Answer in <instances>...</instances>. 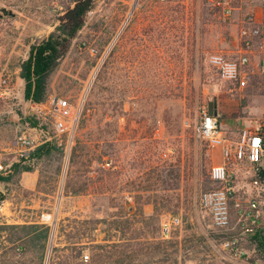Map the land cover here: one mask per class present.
<instances>
[{
  "label": "rangeland",
  "instance_id": "rangeland-1",
  "mask_svg": "<svg viewBox=\"0 0 264 264\" xmlns=\"http://www.w3.org/2000/svg\"><path fill=\"white\" fill-rule=\"evenodd\" d=\"M73 1L0 0V12L15 14L0 18V82L7 80L9 90L0 98L3 175L13 174L20 161L16 150L23 134L34 140V150L58 140L49 119L32 128L21 66ZM227 1L230 17L210 0H94L85 26L51 75L48 94L84 101L73 146L80 141L85 150L73 168L69 156L54 152L34 172L0 182L8 205L0 225L49 224L55 232L53 264H83L85 255L86 264H264L245 235L216 230L199 206L200 195L216 187L209 172L217 164V149L195 134L201 109L216 98L227 110L218 122L248 118V125H239V139L244 130L264 129V72L254 73L250 65L238 82H227L209 63L211 54L224 53L231 28L240 35L245 18L262 10V0ZM105 161L112 162L104 168L108 176L101 172ZM67 173L74 188L87 185L84 194L66 193ZM233 174L237 199L264 192V186L251 184L247 166ZM171 216L182 224L164 239L161 224ZM232 218L235 224L234 203ZM233 235L245 249L241 258L221 247ZM4 239L0 264H36L21 250L13 256Z\"/></svg>",
  "mask_w": 264,
  "mask_h": 264
},
{
  "label": "built area",
  "instance_id": "built-area-1",
  "mask_svg": "<svg viewBox=\"0 0 264 264\" xmlns=\"http://www.w3.org/2000/svg\"><path fill=\"white\" fill-rule=\"evenodd\" d=\"M171 1V0H162ZM175 1V0H173ZM210 2L221 8L226 16L232 15V7L227 0H210ZM264 13V0H262ZM240 37L247 49L253 47L257 42L258 49L264 50V15L262 21H257L255 14L246 17L240 31ZM92 56H98V51L89 49ZM101 60V59H100ZM209 63L214 67L222 79L227 82H238L246 66L250 64L249 53L243 54L238 61L227 59L222 53H213L209 56ZM264 70V59L262 60ZM9 95L8 82H0V98ZM83 104H74L68 99L51 96L43 103L34 101L28 102L29 115L36 114L45 119L51 120L53 130L58 138L59 146L65 144L66 156L70 155L74 136L83 111ZM196 137L204 141L212 150L221 149L223 162L215 164L210 168L209 178L214 184L221 187L208 190L199 197L201 210L212 222L216 230L224 233L239 230L242 235L254 237L264 226V205L259 192L256 196L247 199H237V190L234 181V174L230 167L233 164L248 167L251 177L254 179L252 185L255 189L262 188L258 177L264 167V129L261 131L244 130L238 141L232 142L226 139L217 117L211 116L207 107H203L199 113V119L195 127ZM65 141V143H64ZM34 140L23 134L17 142L16 153L20 160L28 159L35 148ZM103 168L111 169L112 162L105 161ZM4 167L0 164V173H4ZM236 209L237 221L234 224L232 218V205ZM8 205L0 194V215H5ZM182 224L181 218L171 216L162 221L161 234L164 239L171 237L173 231ZM224 251L231 256L241 258L245 256V250L241 247L240 239L237 236L227 238L221 244ZM89 256L82 258L84 263L89 262Z\"/></svg>",
  "mask_w": 264,
  "mask_h": 264
},
{
  "label": "trees",
  "instance_id": "trees-1",
  "mask_svg": "<svg viewBox=\"0 0 264 264\" xmlns=\"http://www.w3.org/2000/svg\"><path fill=\"white\" fill-rule=\"evenodd\" d=\"M93 7L94 0H74L72 5L68 6L64 13L59 17V25L56 30L51 33L47 39L31 48L29 58L21 66V78L25 82L24 97L27 102L34 101L37 103H43L47 100L51 75L57 68L59 61L69 52L73 40L78 35L79 31L85 26L87 15ZM100 57L101 54H98V58ZM98 75L96 77L97 79ZM87 110L88 107L84 109L85 115ZM41 118L43 117L38 114L29 116V122L31 123L32 128H36L39 125ZM80 145L81 142L78 141L77 145H74L71 149L69 155V168H73L77 157L81 155V151L85 150V147L80 148ZM54 152H58L60 156L62 155V158L66 157L65 144L59 146L57 140L56 142H47L38 146L36 150H33L28 159L20 160L13 165V174L12 170L7 175L0 173V182H10L13 177L20 176L24 173L34 172L36 170L35 164L43 158H50ZM99 160H101V158ZM99 160H97V162H99ZM33 161L35 162L33 163ZM101 172L105 173L107 176L110 175L109 170L104 169L101 170ZM72 176V173H67L65 183L66 193L71 192L73 195L84 194L87 191V185H83L78 189L74 188V178ZM258 179L261 184L264 185V167ZM219 187H221V185L216 184V187L213 189ZM260 198L264 203V193ZM123 216L124 215H119L117 217L123 219ZM124 219L128 220L126 218ZM93 222L95 221L90 220L87 223ZM4 234H6V236H4ZM54 234L55 232L52 231L49 224L33 223L24 225H0V238L5 237V243L11 245L9 248L10 253L15 256L17 253L16 250H21L22 256L28 257V255H31L32 259H30V262L35 259L36 264H53L52 256L55 248L51 242ZM245 238L247 243H249V249L253 248L256 253L261 252L264 255V230H261L254 237L246 236ZM96 248L103 249L104 246L98 245ZM75 253V258L81 256V252L79 253L76 251ZM82 263L84 264L83 261ZM1 264L6 263L3 262ZM57 264H69V261H60Z\"/></svg>",
  "mask_w": 264,
  "mask_h": 264
},
{
  "label": "crops",
  "instance_id": "crops-1",
  "mask_svg": "<svg viewBox=\"0 0 264 264\" xmlns=\"http://www.w3.org/2000/svg\"><path fill=\"white\" fill-rule=\"evenodd\" d=\"M153 8H155V7H153ZM260 8L253 10L254 14L256 16V20L259 22L263 20V15H264ZM237 11H239V10H237ZM222 50L224 52L222 54L227 59L232 60V61H238L243 54L249 53L250 64L248 66L252 65L254 73L256 71L259 72L260 69L264 72V70L262 69V60L264 59V50L258 49L257 42H255L253 44V47H251L250 49H247L245 44L241 40V37L238 34L237 30H235L233 32V30L231 28V34L229 35V38L225 37V39L223 40ZM248 66H246L244 68V70ZM244 70H243V72H244ZM243 72H242V74H243ZM242 89H243V86H240V90H242ZM225 111H227V110L223 107V105L220 102H218V116L217 117L221 118L222 115L225 114ZM247 119L248 118H240L239 117V118H236L234 120H231L229 116L223 117L219 123H220L221 129H222L226 139H228L232 142L238 141L239 140L238 135L240 136V133H238V128L240 127L239 125H241V128L244 127V125H248L249 122L247 121ZM250 123H253V122H250ZM252 125L254 126V124H252ZM214 157H215V161L217 164H221L223 162L221 149H217V151L214 152ZM240 167H241L240 165L233 164L230 167V169L233 172L237 171V170L240 171L241 170ZM23 178H26V175H24ZM48 220H50V219H48Z\"/></svg>",
  "mask_w": 264,
  "mask_h": 264
},
{
  "label": "water",
  "instance_id": "water-1",
  "mask_svg": "<svg viewBox=\"0 0 264 264\" xmlns=\"http://www.w3.org/2000/svg\"><path fill=\"white\" fill-rule=\"evenodd\" d=\"M7 16L14 17L15 14L13 13L12 10L3 8L0 12V18L7 17ZM208 110H209V113L211 116H214V117L218 116V105H217V99L216 98L212 102L209 103ZM262 230H264V228ZM51 244H52V242H51Z\"/></svg>",
  "mask_w": 264,
  "mask_h": 264
},
{
  "label": "bare ground",
  "instance_id": "bare-ground-1",
  "mask_svg": "<svg viewBox=\"0 0 264 264\" xmlns=\"http://www.w3.org/2000/svg\"><path fill=\"white\" fill-rule=\"evenodd\" d=\"M125 27V26H124Z\"/></svg>",
  "mask_w": 264,
  "mask_h": 264
}]
</instances>
